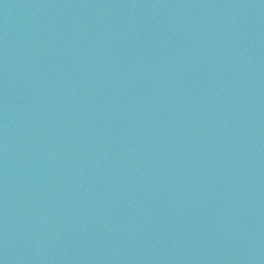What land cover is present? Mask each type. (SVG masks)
I'll return each instance as SVG.
<instances>
[{"label": "water", "instance_id": "obj_1", "mask_svg": "<svg viewBox=\"0 0 264 264\" xmlns=\"http://www.w3.org/2000/svg\"><path fill=\"white\" fill-rule=\"evenodd\" d=\"M0 264H264V0H0Z\"/></svg>", "mask_w": 264, "mask_h": 264}]
</instances>
